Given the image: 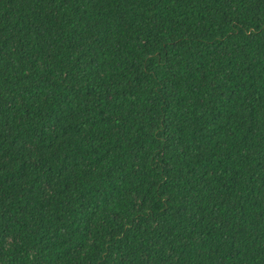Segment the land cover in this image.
I'll use <instances>...</instances> for the list:
<instances>
[{"label": "trees", "instance_id": "16d2710c", "mask_svg": "<svg viewBox=\"0 0 264 264\" xmlns=\"http://www.w3.org/2000/svg\"><path fill=\"white\" fill-rule=\"evenodd\" d=\"M0 264H264V0H0Z\"/></svg>", "mask_w": 264, "mask_h": 264}]
</instances>
